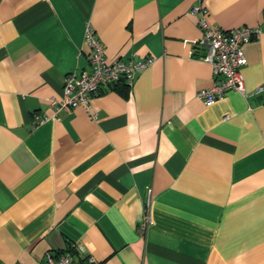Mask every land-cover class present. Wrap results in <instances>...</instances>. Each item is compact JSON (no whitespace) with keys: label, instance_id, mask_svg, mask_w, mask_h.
I'll use <instances>...</instances> for the list:
<instances>
[{"label":"crops","instance_id":"1","mask_svg":"<svg viewBox=\"0 0 264 264\" xmlns=\"http://www.w3.org/2000/svg\"><path fill=\"white\" fill-rule=\"evenodd\" d=\"M202 11L259 29L246 96L196 97L214 82ZM87 22L106 63L154 59L99 87L95 119L50 104L90 70ZM71 245L99 264H264V0H0V264Z\"/></svg>","mask_w":264,"mask_h":264},{"label":"built area","instance_id":"2","mask_svg":"<svg viewBox=\"0 0 264 264\" xmlns=\"http://www.w3.org/2000/svg\"><path fill=\"white\" fill-rule=\"evenodd\" d=\"M200 37L195 45L203 50L199 60L208 63L212 68L213 84L199 92L196 97L209 106L223 99L229 90L236 91L246 96L241 69L247 64L243 48L259 34L258 28L238 27L230 31H223L215 25H211L204 17V12L198 20ZM85 41L89 47L90 70L80 75H67L62 90V100L57 103L51 100L50 104L55 111L69 110L82 107L90 113L91 119L96 115L90 112L91 96L100 86H112L123 80L131 86L137 70L145 69L153 64L154 59L144 60L131 59L128 62L114 60L106 63L104 47L96 37V33L89 22L85 24ZM44 119L36 118L35 124ZM151 203V192L145 200V210L141 219V227L147 228L152 225L148 214ZM38 264H99L88 255L83 247L71 245L70 249L51 255L45 254Z\"/></svg>","mask_w":264,"mask_h":264}]
</instances>
